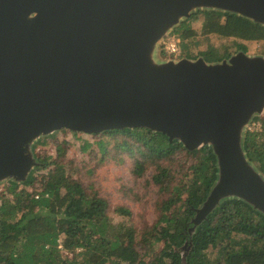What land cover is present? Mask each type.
I'll use <instances>...</instances> for the list:
<instances>
[{"label":"water","instance_id":"1","mask_svg":"<svg viewBox=\"0 0 264 264\" xmlns=\"http://www.w3.org/2000/svg\"><path fill=\"white\" fill-rule=\"evenodd\" d=\"M199 9L264 26V0H0V183L27 181L34 145L62 130L148 128L217 157L189 234L227 199L264 215V175L243 146L264 113V57L157 58Z\"/></svg>","mask_w":264,"mask_h":264},{"label":"trees","instance_id":"2","mask_svg":"<svg viewBox=\"0 0 264 264\" xmlns=\"http://www.w3.org/2000/svg\"><path fill=\"white\" fill-rule=\"evenodd\" d=\"M198 14L204 15L199 30L187 20L175 28L182 44L199 38L206 45L197 55L186 56L190 60L202 57L218 63L232 56L225 52L218 57L208 42L211 37L264 41V26L247 18L206 11L193 13L188 21L197 20ZM240 51L247 52L246 46H240ZM255 121H261L262 128L247 131L243 146L249 161L264 175V118ZM92 135L93 143L84 141L81 147L91 157L88 164L97 167L99 160L128 153L134 154L132 172L137 179L150 170L149 182L158 191L157 221L139 230L114 224L108 214L109 201L99 196L94 184L83 183L80 170L69 167L73 161L67 159L68 143L57 144L54 157L35 152L37 146L46 145L45 137L33 147L38 165L23 183L35 190L17 191L13 182L8 191L14 198L0 195V264H264V215L242 200L223 201L189 234L195 209L206 201L218 180L212 147L190 151L180 141H170L148 128ZM84 166L83 176L96 172L95 167ZM116 212L131 216L123 207ZM187 242L192 246L184 257L179 249ZM211 249L216 253L214 259ZM61 250L74 256L64 257Z\"/></svg>","mask_w":264,"mask_h":264},{"label":"rangeland","instance_id":"3","mask_svg":"<svg viewBox=\"0 0 264 264\" xmlns=\"http://www.w3.org/2000/svg\"><path fill=\"white\" fill-rule=\"evenodd\" d=\"M206 11L210 12L215 10L199 9L194 11L193 13ZM198 16L199 18L195 21H188V19L190 18L186 19L188 24L192 25L195 30L200 29L201 23L204 19L203 14H198ZM172 36L178 37L177 35H175V29L171 31L170 34H168L164 38V40ZM208 39L209 44H212L214 49L217 50L218 57H224L226 55L225 52L232 54V56L236 55L240 52V46H246L247 52L245 53L248 56L264 57V41H245L234 38L229 39L218 37H211ZM163 41L158 48L159 52L157 51V58L163 61L166 59H173L168 57L163 51ZM199 41H201V39L199 38H197L196 40H187L183 44L181 41V53L177 60L187 58L186 56H195L199 51L204 50L206 48V45H201V42ZM262 118H264V113L260 117V119ZM255 119L256 118H254L249 126L253 131L258 132L262 128V122L255 121ZM46 139V145L37 146L35 152L38 154L46 153L47 155L54 157L56 155L57 144H62L65 142L68 143L67 159L73 161V163L70 164L69 167L73 165L74 169H77L75 171L80 170V175L78 176V174H75V177H80L84 184H94L96 190L99 193V196L109 201L110 212L108 214L114 224L125 223L129 226H132L134 229L139 230L145 225L151 226L157 221L158 214L155 209V203L158 198V191L157 188L149 182L152 173L149 170L143 177H140L139 179L134 176L132 172L135 165V158H133L134 154L124 153L123 155L118 157V159H114V157L110 156L105 162L99 160L98 163H100V166L96 167L94 166V163L88 164L91 157L81 150L84 141L93 143V135L85 133H73L68 130H63L50 135ZM135 157L137 158V156ZM85 164H87V169H90L92 167L96 168V172L90 177L83 176L85 174L82 169L85 167ZM11 183H13L12 180H6L0 183V195L4 194L11 199L14 198L13 195H11L8 191ZM17 186V191L25 188L28 191L35 190L34 188L29 186L25 187L22 183H17ZM129 188L131 192L124 190ZM1 199L2 198L0 196V204L2 203ZM118 207H123L130 210L131 216H122L117 213L116 209ZM21 215L22 214L19 215V218H21ZM61 241L62 239L59 240L60 243ZM159 247L162 249V244H160ZM80 250L81 249L76 252H80ZM210 251V256L212 259H214L216 253H214V250L212 249ZM181 252L182 254L184 253L182 250ZM60 253H62L64 257L68 258H72L74 256L73 254L67 253L63 250H61Z\"/></svg>","mask_w":264,"mask_h":264},{"label":"built area","instance_id":"4","mask_svg":"<svg viewBox=\"0 0 264 264\" xmlns=\"http://www.w3.org/2000/svg\"><path fill=\"white\" fill-rule=\"evenodd\" d=\"M163 51L168 57L177 59L181 53V39L176 36L168 37L163 41ZM248 131L255 132L250 126Z\"/></svg>","mask_w":264,"mask_h":264}]
</instances>
